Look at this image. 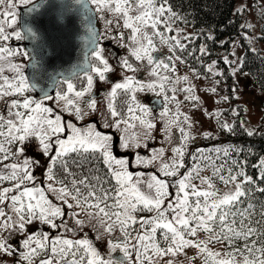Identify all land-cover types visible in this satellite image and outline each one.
<instances>
[{"label": "snow or ice", "instance_id": "6c2138e0", "mask_svg": "<svg viewBox=\"0 0 264 264\" xmlns=\"http://www.w3.org/2000/svg\"><path fill=\"white\" fill-rule=\"evenodd\" d=\"M74 2L80 7H64L82 16L90 47L79 67L87 70L60 74L56 83L62 90L54 96L41 90L36 97L31 93L37 85L29 82L23 59L17 58L32 60L34 69L40 61L7 42L42 39L31 25L16 27L17 9L25 6L38 22L54 11L55 0H0V101L5 105L0 112V261L264 264V203L257 206V193L264 195V157L252 165L258 169L253 176L246 171V160L231 155L243 154V148L188 151L195 140L193 121L180 105L189 101L197 108L201 102L189 77L177 74V65L187 64V57L197 51L189 49L197 34L175 26L178 21L190 23L188 17L174 10L171 0ZM245 10L247 5H241L237 11ZM97 21L103 22V32L98 33ZM210 32L203 34L208 40L213 39ZM107 40L125 50L114 57L116 64L101 44ZM165 49L168 54L162 56ZM198 51L209 54L206 45ZM238 59L225 57L230 67L236 65L233 75L242 71L243 60ZM215 66L216 61L207 65V73L223 75ZM117 70L122 79L99 101L97 82L110 83L109 74ZM141 70L148 80L137 79ZM191 71L200 78L196 69ZM208 91L216 93L217 88ZM145 92L163 99L158 118L138 98ZM178 93H184L183 101ZM121 96L127 100L118 105ZM233 114L238 115L235 110ZM208 115L221 131L235 132L234 124L220 119V111ZM245 131L249 137L257 134ZM29 145H35L46 164L26 154ZM39 168L44 169L43 181L34 174ZM96 242H103L106 251ZM189 250L194 254L189 256Z\"/></svg>", "mask_w": 264, "mask_h": 264}, {"label": "rangeland", "instance_id": "374dc122", "mask_svg": "<svg viewBox=\"0 0 264 264\" xmlns=\"http://www.w3.org/2000/svg\"><path fill=\"white\" fill-rule=\"evenodd\" d=\"M241 5H247V10L239 12L242 17V23L243 25L250 24L254 27L247 28L244 27L241 29V32H246L247 37L251 39L253 46H259L261 45L264 47V41L262 39H258V33L261 31L262 24L264 23V15H262V9H264V0H236L235 2V10L237 11ZM19 13V8L17 9ZM238 12V11H237ZM99 27L101 32L104 30V25L102 21H98ZM176 27L182 28L186 30V33L193 32V29H191L190 25H179L178 23L175 25ZM20 30V24H19V15H18V24L17 26ZM194 33V32H193ZM241 35H235L234 37H231L230 42V49H219V53L223 55V57H227L229 61H237L239 63V59L242 57L243 54V46L241 43ZM2 43V42H0ZM10 47L13 48H21L23 50H26L22 40L17 41L14 38L7 42ZM102 46L105 48L106 53L110 54V59L113 64H116V60L114 57L116 56H122L125 55V50L118 48L115 46V43L111 40L107 41H101ZM204 45V44H203ZM27 51V50H26ZM164 56H166L167 50H163ZM23 59V62L26 67V58H17V60ZM213 61H216V70L223 73V75H213L210 73H201L200 78L193 77L191 69H196L192 65H190L188 62L187 64H178L177 65V74L180 76L187 75L189 79L191 80L192 84L196 87V94L201 97L200 107L194 108L192 103L189 101H183L184 93H178V97L183 103L180 105V111L187 114L189 117H191V120L193 121V127L191 129V132L194 133H203L207 131H214L215 130V123L217 122L216 119L211 118L208 113H215L217 111H222L223 108L228 107V105H231V108L238 111V103L241 102L243 105L244 110V117L243 120L248 128H258L264 130V101H263V94L264 90L252 80L251 76L248 72L240 71L237 72L235 75L232 74V67H235L236 65L233 64L231 67L228 66L230 75L227 74V72L224 71V68L218 63L217 58H213L207 61L206 65L211 64ZM26 75V74H25ZM110 76V83H103V82H97V85L94 89L96 93V98L98 99V92H101L102 99H98L99 101H103L104 95L107 93L109 88L111 87V84H114L116 82H119L122 79V76L120 72L117 70L114 73L109 74ZM137 79L140 80H148L150 77L148 73L144 70H141L140 72L136 73ZM219 80L220 83L216 84V81ZM78 84L80 82L76 80ZM184 85L181 84L180 87H183ZM60 88L58 90H62L63 85L60 84ZM80 87V86H77ZM216 87L217 91L216 93H212L208 91V89ZM150 93H138V98L141 101H145V97L149 95ZM31 95H33L31 93ZM55 93L53 94V96ZM222 97H228V100H223ZM127 100L126 96H121L118 100V105H123L124 101ZM48 103L51 104V101ZM100 107H103V103H101ZM172 108V111L175 112V106L170 105ZM164 108V107H163ZM163 108H160L159 110L154 109V114L159 117V113L163 110ZM5 110V105L2 101H0V112H3ZM66 118L71 119V117ZM233 112H231V115L228 116V119H232ZM96 116L91 117V119H96ZM227 118V117H226ZM182 119V117H181ZM87 122V120H86ZM162 127V124L158 123V128ZM179 132L174 130V137H179ZM158 140L160 139V133H157ZM174 142H178V139H175ZM163 141H161V144ZM153 146H159L157 144H153ZM166 146V145H165ZM27 155L29 156H35L38 159H41L43 163H47L42 156H40L35 148V145H29L27 146ZM171 155V153H169ZM146 171H153V169L149 168ZM38 179V181H43L45 179L44 176V169L39 168L35 170L34 173ZM206 174V172L204 173ZM30 231H35V228L29 229ZM90 236H94L93 233H89ZM19 239V237L14 238L13 243L16 242V240ZM96 246L98 249L103 253L106 251V246L103 242H96ZM194 254V250H189V256ZM118 255V254H114ZM17 257H4L2 261H0V264H15V260ZM183 259V257H181ZM199 264V262H197Z\"/></svg>", "mask_w": 264, "mask_h": 264}, {"label": "trees", "instance_id": "16d2710c", "mask_svg": "<svg viewBox=\"0 0 264 264\" xmlns=\"http://www.w3.org/2000/svg\"><path fill=\"white\" fill-rule=\"evenodd\" d=\"M235 2L236 0H171L173 9L181 12L190 21L188 24L179 21L177 23L182 26L190 25L194 32L191 33L197 34L194 35L192 43L189 44L190 50L196 49L197 51H195L193 57H187V62L195 67L197 71L206 73L207 61L217 58L224 71L230 75L229 65L225 63V57L219 53V49L229 48V51H231V37L240 34L244 48L241 57L243 60L242 71L248 72L252 80L264 90V47L261 45L253 46L251 39L247 37V34L245 35L246 32H241L244 25L240 13L235 10ZM209 30H211L210 34L213 36L212 40L206 39L203 35L209 33ZM257 37L264 41V23ZM203 44L207 46L208 55H201L198 51ZM252 49H255V51H252ZM33 96L35 95L33 94ZM222 111L223 113L220 111V119L234 124L235 132L221 131L219 124L216 122L214 131L192 133L195 140L189 145L188 151L191 153L197 148L211 149L230 146L243 148V154L237 156L233 152L231 155L235 159L246 160V171L249 175L255 176L258 169H254L252 165L257 164L260 158L264 157V130L247 127L243 120L245 114L241 102L238 103V111L236 112L238 115L233 114L232 119H228V116L233 112L231 105L223 108ZM241 121H243V125ZM245 129H254L257 134L249 137ZM204 133H210L211 135L205 137ZM186 163H190L187 157ZM261 186L264 187V184ZM257 201L259 207V203H264V195L257 193Z\"/></svg>", "mask_w": 264, "mask_h": 264}, {"label": "water", "instance_id": "95a60500", "mask_svg": "<svg viewBox=\"0 0 264 264\" xmlns=\"http://www.w3.org/2000/svg\"><path fill=\"white\" fill-rule=\"evenodd\" d=\"M37 3L40 0H36ZM70 5L72 9L80 6L74 0H55V9L50 11L49 16L38 22L33 19L35 14L29 15L25 6L19 7V21L21 30L25 25L37 28L42 39L23 40V44L30 56L40 61L36 69L32 67L33 61L28 59L25 73L30 83L37 85L35 94L41 96V90L52 94L57 86L56 81L61 79L60 74L65 76L72 71L83 72L87 69L79 67L84 63L83 52L90 47L86 42L87 32L83 28V19L79 12L68 11L64 5ZM98 33L101 32L96 23ZM46 37V40L43 39ZM154 108L164 105L161 97L154 96L151 99Z\"/></svg>", "mask_w": 264, "mask_h": 264}, {"label": "flooded vegetation", "instance_id": "af4514ba", "mask_svg": "<svg viewBox=\"0 0 264 264\" xmlns=\"http://www.w3.org/2000/svg\"><path fill=\"white\" fill-rule=\"evenodd\" d=\"M161 55L164 56L163 51H162ZM97 96H98V99H102L101 92H98ZM154 96H155L154 93H150L148 95V97L147 96L145 97V101H141V102L148 105L149 107H151L154 110V108L152 107V101H151L152 97H154Z\"/></svg>", "mask_w": 264, "mask_h": 264}]
</instances>
